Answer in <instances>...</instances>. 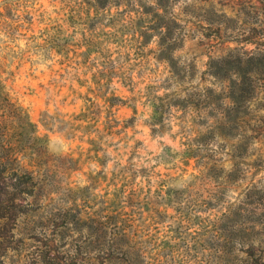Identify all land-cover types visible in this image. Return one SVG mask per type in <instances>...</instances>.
<instances>
[{
    "label": "rangeland",
    "instance_id": "rangeland-1",
    "mask_svg": "<svg viewBox=\"0 0 264 264\" xmlns=\"http://www.w3.org/2000/svg\"><path fill=\"white\" fill-rule=\"evenodd\" d=\"M262 35L264 0H0V264H264V105L223 140L206 103Z\"/></svg>",
    "mask_w": 264,
    "mask_h": 264
},
{
    "label": "trees",
    "instance_id": "trees-1",
    "mask_svg": "<svg viewBox=\"0 0 264 264\" xmlns=\"http://www.w3.org/2000/svg\"><path fill=\"white\" fill-rule=\"evenodd\" d=\"M143 14L149 15V12L145 11ZM138 35L140 38L148 37L146 31H140ZM155 36L159 38L157 42L159 53L163 51L170 53L171 46L175 45L176 38L171 37V35L166 36L160 31V28ZM260 38L264 39V35ZM206 73L214 84L221 86L222 91L216 93L213 86L206 90L208 107L218 109L222 114L221 122H218V126L213 130L218 131L224 138L223 140H226L227 135L224 134L226 130L233 131L241 128L243 140L247 134L245 125L251 120L248 119L250 116L249 107L257 101L264 105V41L256 44V47L248 53L240 54L232 50L224 57L211 60L208 63ZM257 84H263L261 92L256 90L258 88ZM157 100L161 101L162 99L157 98ZM106 101L109 107H114L122 102L119 98L113 96ZM183 104L188 103L182 101L177 105L184 107ZM155 111H158L157 107H155ZM260 120L263 123L264 117ZM211 133L214 135L213 131ZM248 140L250 138H247ZM8 161L7 158L0 157V167H7L9 165Z\"/></svg>",
    "mask_w": 264,
    "mask_h": 264
}]
</instances>
